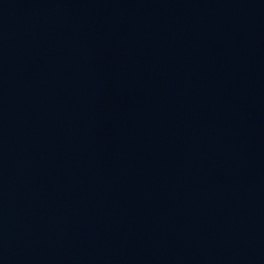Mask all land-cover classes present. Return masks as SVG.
Instances as JSON below:
<instances>
[{"label":"water","instance_id":"1","mask_svg":"<svg viewBox=\"0 0 264 264\" xmlns=\"http://www.w3.org/2000/svg\"><path fill=\"white\" fill-rule=\"evenodd\" d=\"M0 264H264V0H0Z\"/></svg>","mask_w":264,"mask_h":264}]
</instances>
